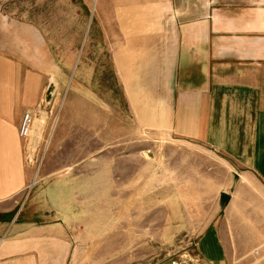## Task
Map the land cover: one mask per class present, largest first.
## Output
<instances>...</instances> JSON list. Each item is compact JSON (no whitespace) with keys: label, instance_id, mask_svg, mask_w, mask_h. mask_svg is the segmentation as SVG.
Returning <instances> with one entry per match:
<instances>
[{"label":"crops","instance_id":"1","mask_svg":"<svg viewBox=\"0 0 264 264\" xmlns=\"http://www.w3.org/2000/svg\"><path fill=\"white\" fill-rule=\"evenodd\" d=\"M97 7L119 20L118 33L144 40L136 59L123 50L112 60L135 113L141 96L130 81L154 82L161 93L167 80L157 109L172 116L171 129L252 169L264 187V0H97ZM43 86L26 67L0 58V216H10L0 218V264H115L119 213L106 182L113 161L92 154L97 126L90 142L75 126L71 167L43 171V183L26 191L34 174L18 136L19 116L40 103ZM106 138L101 146L113 144ZM215 227L209 224L196 244L203 264L227 262ZM125 258L121 264H129Z\"/></svg>","mask_w":264,"mask_h":264},{"label":"rangeland","instance_id":"2","mask_svg":"<svg viewBox=\"0 0 264 264\" xmlns=\"http://www.w3.org/2000/svg\"><path fill=\"white\" fill-rule=\"evenodd\" d=\"M105 14L97 0H0V58L44 82L40 103L19 116L20 126L24 114L32 115L31 136L22 139L34 174L27 193L43 183V171L71 167L75 126H82L88 142L97 126L92 154L113 161L106 182L119 213L115 264L125 263L126 255L129 264H203L196 244L209 224L216 226L226 264H264V187L252 169L171 129L172 116L157 109L167 80L161 93L154 82L130 81L131 92L141 96L135 113L112 60L123 50L136 59L137 43L144 40L118 33L119 20ZM107 136L113 144L101 146L99 139ZM102 180L99 173V186ZM221 192L231 196L224 206Z\"/></svg>","mask_w":264,"mask_h":264},{"label":"built area","instance_id":"3","mask_svg":"<svg viewBox=\"0 0 264 264\" xmlns=\"http://www.w3.org/2000/svg\"><path fill=\"white\" fill-rule=\"evenodd\" d=\"M32 132V115L30 113L24 114L22 123L18 128L19 138L26 140L31 136Z\"/></svg>","mask_w":264,"mask_h":264},{"label":"water","instance_id":"4","mask_svg":"<svg viewBox=\"0 0 264 264\" xmlns=\"http://www.w3.org/2000/svg\"><path fill=\"white\" fill-rule=\"evenodd\" d=\"M50 95V89L47 92V96ZM231 199V196L225 192L220 193V204L224 206L229 200Z\"/></svg>","mask_w":264,"mask_h":264},{"label":"bare ground","instance_id":"5","mask_svg":"<svg viewBox=\"0 0 264 264\" xmlns=\"http://www.w3.org/2000/svg\"><path fill=\"white\" fill-rule=\"evenodd\" d=\"M40 118H41V119H39V120H37V121H38V123H39L38 125H39V126H42V125L44 124V122H45V121H44V120H45V114L42 113ZM34 125H35V124H34ZM33 127H34V126H33ZM48 142H49V141H47V145H48Z\"/></svg>","mask_w":264,"mask_h":264},{"label":"trees","instance_id":"6","mask_svg":"<svg viewBox=\"0 0 264 264\" xmlns=\"http://www.w3.org/2000/svg\"><path fill=\"white\" fill-rule=\"evenodd\" d=\"M6 217H10V216H5V215L4 216H0V218H6Z\"/></svg>","mask_w":264,"mask_h":264}]
</instances>
